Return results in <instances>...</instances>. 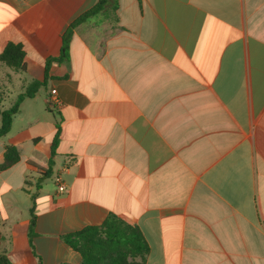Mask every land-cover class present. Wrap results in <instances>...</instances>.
Listing matches in <instances>:
<instances>
[{
	"label": "crops",
	"instance_id": "0c3cea01",
	"mask_svg": "<svg viewBox=\"0 0 264 264\" xmlns=\"http://www.w3.org/2000/svg\"><path fill=\"white\" fill-rule=\"evenodd\" d=\"M95 2L0 0V53H26L5 91L44 83L0 138V164L21 157L0 171V252L38 264L34 209L42 264H81L62 236L110 214L141 229L145 264H264V0H115L46 78Z\"/></svg>",
	"mask_w": 264,
	"mask_h": 264
},
{
	"label": "trees",
	"instance_id": "16d2710c",
	"mask_svg": "<svg viewBox=\"0 0 264 264\" xmlns=\"http://www.w3.org/2000/svg\"><path fill=\"white\" fill-rule=\"evenodd\" d=\"M115 0H96L95 4L79 15L68 26L63 34V45L60 54L46 60V78L53 63L62 64L70 60V45L75 31L83 24L90 22L97 16L106 12L115 11ZM25 48L20 43L10 42L0 53V62L14 71L25 72ZM44 85L43 82H35L26 93L20 94L17 101L6 110L0 112L1 126L0 138L6 136L12 126L13 118L20 111V105L26 97H33L37 89ZM60 137V125L53 139L52 156L48 168L44 171L41 181L52 175L55 150ZM20 152L16 146H6L4 162L0 164V171H4L20 161ZM40 187V186H39ZM33 195V199H34ZM37 216L34 209L31 211L29 226V243L38 264H42V258L35 250L34 238L36 236ZM62 240L77 251L81 257V264H145L149 253V245L137 225L130 224L117 215L110 214L106 220L97 226H87L79 231L64 234ZM0 264H12L6 252H0ZM68 264V263H60Z\"/></svg>",
	"mask_w": 264,
	"mask_h": 264
},
{
	"label": "rangeland",
	"instance_id": "374dc122",
	"mask_svg": "<svg viewBox=\"0 0 264 264\" xmlns=\"http://www.w3.org/2000/svg\"><path fill=\"white\" fill-rule=\"evenodd\" d=\"M0 70L4 71V70H12V69H10L6 65L0 63ZM20 73L22 74L23 72H20ZM11 78L12 77L10 74H7V75L0 74V112L3 110H6L10 106H12L17 101L18 96H19V95H15V94H12L13 96H10L8 91H5V89H6L5 87H7L6 82H9V83L11 82L13 84V90L11 89L12 93H15L16 91H18L19 86H21L19 82H13V80H11ZM43 90H45V88H43Z\"/></svg>",
	"mask_w": 264,
	"mask_h": 264
},
{
	"label": "built area",
	"instance_id": "2783aa9c",
	"mask_svg": "<svg viewBox=\"0 0 264 264\" xmlns=\"http://www.w3.org/2000/svg\"><path fill=\"white\" fill-rule=\"evenodd\" d=\"M52 94H53V97H52L50 103L51 104L58 103V100H57V98L55 96L56 95V90H53ZM66 169H67V167H66ZM54 182H55V185L57 186V190H58L59 193L66 192L67 186L65 184V181H64L62 173H59V174L55 175Z\"/></svg>",
	"mask_w": 264,
	"mask_h": 264
}]
</instances>
